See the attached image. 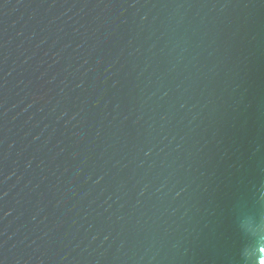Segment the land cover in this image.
Instances as JSON below:
<instances>
[{"label": "water", "instance_id": "95a60500", "mask_svg": "<svg viewBox=\"0 0 264 264\" xmlns=\"http://www.w3.org/2000/svg\"><path fill=\"white\" fill-rule=\"evenodd\" d=\"M0 264H264V0H0Z\"/></svg>", "mask_w": 264, "mask_h": 264}]
</instances>
